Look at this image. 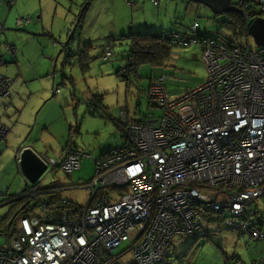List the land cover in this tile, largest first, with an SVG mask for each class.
<instances>
[{"label": "built area", "instance_id": "2783aa9c", "mask_svg": "<svg viewBox=\"0 0 264 264\" xmlns=\"http://www.w3.org/2000/svg\"><path fill=\"white\" fill-rule=\"evenodd\" d=\"M234 5L248 28L264 17V0ZM192 31L191 39L171 33L168 41L200 49L205 82L175 98L166 85L172 76L152 80L148 116L136 122L121 114L128 119L130 143L95 162L94 178L84 186L88 203L69 208L73 204L66 200L65 209L48 210L44 198L39 214L19 218L0 249V264H118L115 250L125 242L136 264H160L176 236L203 237L202 219L212 213L223 214L227 227L263 239L256 226L263 215L254 203L264 195V46L230 48L221 39L200 38L198 23ZM111 56L107 48L105 59ZM13 82L0 74V98ZM59 92L60 87L53 91ZM7 133L0 122V141ZM26 151L19 148L17 166ZM31 153V165L42 171L35 179L39 190L24 175L31 198L66 190L46 188L44 179L58 169L78 171L82 159L90 158L79 150L63 160ZM30 206H24L26 212Z\"/></svg>", "mask_w": 264, "mask_h": 264}, {"label": "rangeland", "instance_id": "374dc122", "mask_svg": "<svg viewBox=\"0 0 264 264\" xmlns=\"http://www.w3.org/2000/svg\"><path fill=\"white\" fill-rule=\"evenodd\" d=\"M86 1L53 0L56 13L55 5L50 0H0V17L5 28L4 31L0 29V59L3 58L6 62L0 65V73L16 79L11 96L17 101L12 104L1 100L0 118L10 129L16 127L17 120L22 122L17 141H12L15 145L9 140V145L6 143L0 147V221L12 206L9 204L10 199L20 196L26 188L25 182L18 186L17 182L23 179L21 174L17 170H8L9 166L6 165L8 162L15 165L16 148L27 136L29 139L26 142H32L39 153L57 157L61 150L58 147L64 144L62 139L66 141L70 130L75 129L73 141L76 147L90 155L91 159H83L81 170L72 174L59 171L48 175L43 185L46 188L64 187L66 190H63V198L77 206H83L90 199V191L84 186L87 187L94 176V160L112 147L122 144L121 132L109 117L119 122L122 113L127 114L130 120L147 117L149 103L145 93L151 80L156 77H173L166 85L175 98L205 82L207 66L198 48H172V55L164 66L155 68L150 64L141 65L138 74L122 77L119 70L122 65H127L130 58L129 40L124 37L131 32L145 33L153 30L183 32L185 27L196 20L209 37H234L223 26L229 16L214 12L204 3L193 0H161V4L157 6L153 0H132L133 5L130 4L127 10L117 11L118 29L115 21L107 24L106 18H101L97 26L86 29V36L93 40L102 36H107V40L92 51L96 59L90 62V69L83 73L77 59L72 67L64 66L65 55L60 53L61 48L54 49L52 36L60 39L61 45L66 42L69 34L74 31L72 25ZM10 3L13 4V9L9 6ZM24 3L25 9L29 10L26 17L31 20L20 26L18 19L21 15L16 11ZM235 3L236 0H231L232 5ZM167 17H171V22H165ZM146 22L149 26L154 25V28L146 27ZM131 26H134L133 30H129ZM66 29L68 32L64 40ZM249 42L254 47H263L257 45L253 36H250ZM8 44L15 50L14 53ZM84 44L86 42L82 38L81 28L76 32L71 49L76 54L84 48ZM108 44H114L113 56L110 61H104L99 55L102 47ZM57 86H61V91L53 96L52 88ZM98 97H103L105 110L92 114L89 109L96 104L95 99ZM3 105H8V115H3ZM154 112L160 115L157 108ZM25 133L26 136L23 137ZM9 135L10 132L8 137ZM28 179L26 176V180ZM72 185L83 187L70 189L69 186ZM262 200L257 198L254 205L264 212ZM206 229L210 239L201 238L195 243L190 237L176 236L168 257H164L160 264H237L241 262L238 257L244 253L249 256L246 248L253 245V242L240 240L222 224L206 223ZM6 245L7 236L0 230V249L6 248ZM129 246L130 243L125 242L115 250L120 255L118 264H136ZM226 258H229L228 262ZM242 261L247 262L245 259Z\"/></svg>", "mask_w": 264, "mask_h": 264}, {"label": "trees", "instance_id": "16d2710c", "mask_svg": "<svg viewBox=\"0 0 264 264\" xmlns=\"http://www.w3.org/2000/svg\"><path fill=\"white\" fill-rule=\"evenodd\" d=\"M94 1L95 0H87L81 6L80 13L77 16L75 23L72 25V27H74L75 30H74L73 36L71 38H69L68 44L63 46V45L58 43L60 39L57 40V39H55L54 36H52L53 43H55V45L53 47L56 49L61 48L63 50L62 52L65 55L64 66L70 65L72 67V64L75 63V59H77L78 66H79L81 72H83V73L87 72L90 69V62L93 61L94 59H96V57L92 55L93 54L92 51L95 50V48H97L98 46H95L92 43L88 42L87 40H84L86 42V44H84V48L82 50H79V52L76 54L72 51L71 46L75 41V35H76L77 30H79L81 28H82V30L84 29V25L86 24L89 12L93 8L92 6L94 4ZM153 2L155 4V0H153ZM160 4L161 3L155 4V5H160ZM9 6H11V5H9ZM11 7H13V6H11ZM225 14H227L229 16V18H228L227 22L224 23L223 26L226 29H228L229 31H231L234 34V37L229 38L228 36L224 37L223 35H221L219 39L223 40V42L226 43L230 48L242 47L244 49L245 48L246 49H249V48L258 49L259 47H254L249 42L250 35L248 32V21L245 18L242 10L241 11L239 9L233 10V11L225 12ZM26 16L20 17V19H18V25L21 26L25 23H28L31 20L30 17H26ZM262 16H264V15H262ZM1 21L2 20L0 19V25L4 26V23H2ZM195 23H198L199 37L200 38L208 37L206 32L201 29L200 23L197 20L194 21V23L191 24L190 26L185 27L183 32H176V31L163 32V31H154V30L153 31H145V33H143V32H141V33L140 32H131L126 37H124L125 39L129 40L130 58H129L126 66L122 65L121 69L119 70V73L122 75V77L126 78L127 76H129L132 73L138 74V71H139L141 65L150 64V65L154 66L155 68L160 67V66H164L166 60L172 55V48L178 47V46L171 44L168 41L169 35L171 33H178L181 38L191 39V37H193L192 27ZM68 24H69V22H68ZM82 32H84V31H82ZM82 38L84 39L85 35H83ZM209 38H212V37H209ZM111 39H112V41H116L115 38H111ZM112 43H115V42H112ZM113 45L114 44H108V45L102 47V51H101V54L99 56L102 57V59L104 61H110L111 60V57L113 56V49H112ZM107 48L112 49V56L106 60L105 59V50ZM178 48H186V47H178ZM2 59L3 58L0 59V64L5 63L4 61H2ZM123 68H126V70L123 71ZM1 75H3V74H1ZM11 79H14V78H11ZM154 79H152V80H154ZM70 80H72V79H70ZM152 80H151V82H152ZM15 81H16V79H15ZM15 81L11 85V87L9 88V93L7 95L1 96L0 101L1 100H5L7 102L10 101V99L12 97L11 96V90L15 84ZM57 87H59V86H57ZM57 87L52 88L53 96H57V94L53 93V91ZM60 91H61V88H60ZM146 94H147V92H146ZM95 100H96V104L91 105V107L89 109L90 113H92V114L100 113V110H105L103 103H102L103 97H98ZM4 106L5 105H3V107ZM109 118L115 123V125L117 126V128L121 132L122 144L109 149V151H107L105 154H103L99 159L94 160V163L98 160L106 158L108 155H110L114 151V149L119 148L123 145L127 146L130 143V137L128 134V125L125 124V122H127L128 119H125V118H123V116H121V122H119L112 117H109ZM141 120L142 119H136V120H131V121L137 122V121H141ZM0 122L3 123L1 118H0ZM4 125L7 127L6 124H4ZM7 129H8V133L5 136H3L0 143L6 141L8 134L10 132V129L8 127H7ZM74 135H75V129L74 130L71 129L70 130V136L67 139L66 148L61 153H59L60 154L59 156H57V157L54 155H52V156L50 155V156L52 158L57 159V160H63L64 157L68 153L71 154V153L75 152V150H79L83 154H86L85 152H83L80 149H78L77 147H75L76 144L73 141ZM25 136H26V133L24 134L23 137H25ZM27 139H29V136H27L24 139L25 141H23L19 145V148H20V146L21 147H27L28 151H30L29 153H31L33 151L38 152L39 149H37L32 142H26ZM19 148L16 149L15 155H14L16 165H17L16 155H17ZM43 155H46V154H43ZM83 159H85V158H83ZM83 159H82V161H83ZM86 159H91V156H90V158H86ZM17 167H18V172L21 174V176L24 177V174L21 171V167H19V166H17ZM81 168H82V162H81ZM59 171L65 173L61 169H58L56 173H58ZM73 172H75V171H73ZM72 173H66V174H72ZM93 178H94V176H93ZM92 179H91V181H92ZM25 184H26V186H25L26 188L21 193V195L15 196V197L10 199L9 204L12 206L10 207V210L5 215V217L0 221V230H2L3 233L7 236V240L9 239V237L11 236L13 231L15 230L19 218L23 215H31V214L36 215V213L38 211L37 210L38 206L40 204H42V201L44 198L48 202V210L62 209L64 207L66 208V206L63 205V202L68 200V199L63 198V196H62L63 191L57 192V193H50V194L47 193L45 195L36 196V197L31 198V197H28V195L33 193V191L29 189V185L26 181H25ZM72 186H75V185H72ZM72 186H69V187H72ZM39 188H42V187H41V183L38 180V181L34 182V189L39 190ZM58 188H60V187H58ZM72 204L73 205L69 206V208L70 207L75 208V203L72 202ZM29 205H32V206H30L29 210L26 212L24 209V206H29ZM255 207H256L257 212L258 213L261 212V214L263 215L262 219L260 218V220L258 221V224H256V226H258L260 228V230L262 231L263 236H264V212L261 211L256 205H255ZM37 214H39V212ZM202 222L204 223L203 229L205 230V235L201 238L210 239L209 238L210 235H208V231L206 229V223H211V224H219V225L222 224L225 228H228V230H232L234 233H236L240 240H243L247 243L253 242V244H254V243L259 242V241H264V237H263V239H256L253 236H251L249 233L244 234V233H241V232L235 230L234 228L227 227L225 225V216L223 214L212 213L210 215H206L203 217ZM201 238H191V239L194 240L193 242L195 243L198 241V239H201ZM171 245H172V243L170 244L168 251L166 252L165 259H166V256L168 257V253H169ZM130 248H131V246H129V249ZM226 260L228 262L229 258H226ZM261 260H262L261 258L260 259L254 258L253 260L250 261V263H246L243 261H241L239 263L240 264H259L261 262ZM238 261H240V260L238 259ZM228 264H230V263H228Z\"/></svg>", "mask_w": 264, "mask_h": 264}, {"label": "crops", "instance_id": "0c3cea01", "mask_svg": "<svg viewBox=\"0 0 264 264\" xmlns=\"http://www.w3.org/2000/svg\"><path fill=\"white\" fill-rule=\"evenodd\" d=\"M4 1H6V0H4ZM22 1V0H21ZM53 4H54V2H53V0H50ZM131 1L132 0H95L94 1V4H93V8L91 9V11L89 12V15H88V17H87V21H86V24L84 25V29L82 30V31H84V32H82V36L83 35H85V38H84V40H87L88 42H90V43H92L93 45H95V46H98V45H102L101 43H103L104 41H106L107 40V36H102V37H100L98 40H93L92 38H90V37H88V36H86V33H85V31H86V29H88V28H92V27H94V26H97L99 23H100V21H101V18H106V21H107V24H110V22L111 21H115V26H116V29H118V25H117V22H119V21H117V11H118V9H120V10H127L128 9V7L130 6V4H131ZM16 2V1H15ZM17 4V3H16ZM9 5H11V6H13V4L12 3H10ZM55 5V4H54ZM133 4H131V6H132ZM158 6V5H157ZM14 7V6H13ZM13 7H12V9H13ZM55 12L57 13V11H56V5H55ZM19 15H21L20 17H23V16H26V15H28L27 13L29 12V10H27V9H25V3L22 5V8L20 9V10H17L16 11ZM167 13V12H166ZM168 15V14H167ZM42 17V14H41V16H40V18ZM0 19H1V17H0ZM2 20V19H1ZM171 20V17H167V19L165 20V22L166 23H169V22H171L170 21ZM64 23H66V24H68V22H64ZM178 25V24H177ZM165 26V24H163V27ZM146 27H148L149 29L150 28H154V25H152V24H150V26H149V23L148 22H146ZM3 28H4V26H3ZM134 29V26H131V28H129V30H133ZM5 30V28L3 29V31ZM68 30H69V28H68ZM68 30L66 29L65 31V35L63 36V34H59L60 36L62 35L63 37H64V40L66 39V37H67V32H68ZM174 31V30H173ZM184 31V30H183ZM163 32H166V31H163ZM176 32H178V31H176ZM85 33V34H84ZM126 33V32H125ZM121 35H124V34H121ZM54 46V45H53ZM8 47H9V49L14 53L15 52V50L12 48V46H10V44H8ZM54 49H56V48H54ZM33 57H30V59H32ZM2 61H4L5 62V60H3L2 59ZM6 63V62H5ZM4 63V64H5ZM1 65V64H0ZM14 81H15V79H13ZM14 83V82H13ZM147 92V91H146ZM146 94V93H145ZM17 101H16V99L15 98H13V97H11V100H10V102L9 103H16ZM4 111H3V115H6V111H8V109H9V107H8V105H5L4 106ZM7 115H8V113H7ZM16 127L14 128V129H10L8 126V128L10 129V135H9V137H7V139H6V141L5 142H1L0 143V147H3V146H5L4 144H6L9 140H10V142H11V144L12 145H15L12 141H17V139H18V135H19V133H20V130H19V127L22 125V122H18V120H17V122H16ZM62 141H63V146L62 147H58V148H61V150H59V153H61L65 148H66V146H67V140L65 141V139L63 138L62 139ZM7 145H9V143H7ZM21 147V146H20ZM76 147V146H75ZM17 148H19V146L17 147ZM16 148V149H17ZM60 155V154H59ZM46 156H48V157H51L50 155H48V154H46ZM32 157H31V155H27V162H31L32 161V159H31ZM14 159H15V157H14ZM15 165H13V163L11 162H8L7 163V165H6V167L7 166H9V168H8V170H13V171H18V167H17V165H16V162L14 163ZM29 166H30V164H27L26 166H25V173H26V176L30 179V177H31V173L30 172H27L28 170H29ZM28 169V170H27ZM81 170V169H80ZM22 178L23 179H20V181L19 182H17L18 183V186H20L21 185V183L22 182H25V178L22 176ZM260 199H263L262 201H263V203H264V195H262L260 198H259V200ZM263 209V208H262ZM236 234V233H235ZM237 235V234H236ZM238 236V235H237ZM251 244H253V243H251ZM246 250H248L249 251V256H248V254L247 253H244L242 256H240V257H238V259L240 260V261H242V259H245V261H247L246 263H250V261L251 260H253L254 258H256V259H262L261 260V262L259 263V264H264V241H259V242H256V243H254L253 245H248V247L246 248ZM234 257H237V256H235L234 255ZM165 262V261H164ZM244 262V261H243ZM238 264V263H237ZM240 264V263H239Z\"/></svg>", "mask_w": 264, "mask_h": 264}, {"label": "water", "instance_id": "95a60500", "mask_svg": "<svg viewBox=\"0 0 264 264\" xmlns=\"http://www.w3.org/2000/svg\"><path fill=\"white\" fill-rule=\"evenodd\" d=\"M193 1L206 4L216 13H225L233 10H238L234 5L231 4V0H193ZM248 32L250 36H253L255 38L257 45L264 46V17H258L256 19H253L249 25ZM73 33L74 31H72L69 34L63 46L68 44L69 38L73 36ZM61 52L62 50L60 51V53ZM29 152L30 151H26V154L23 156V162H22L23 168L21 167V171L24 175H26L25 166L27 164H30L29 170L27 169L28 170L27 172H30L32 174L29 180L35 181V179H37L38 176H40L42 171L37 170V168L34 165H31L32 161L27 162V155H31V157H33L32 153Z\"/></svg>", "mask_w": 264, "mask_h": 264}, {"label": "clouds", "instance_id": "9594fccd", "mask_svg": "<svg viewBox=\"0 0 264 264\" xmlns=\"http://www.w3.org/2000/svg\"><path fill=\"white\" fill-rule=\"evenodd\" d=\"M235 6V5H234ZM26 176V175H25Z\"/></svg>", "mask_w": 264, "mask_h": 264}]
</instances>
